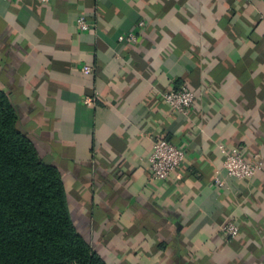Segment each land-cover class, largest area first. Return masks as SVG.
<instances>
[{"label": "crops", "instance_id": "1", "mask_svg": "<svg viewBox=\"0 0 264 264\" xmlns=\"http://www.w3.org/2000/svg\"><path fill=\"white\" fill-rule=\"evenodd\" d=\"M0 89L107 264H264V0H0ZM156 139L186 152L167 180ZM221 146L261 169L230 177Z\"/></svg>", "mask_w": 264, "mask_h": 264}, {"label": "trees", "instance_id": "2", "mask_svg": "<svg viewBox=\"0 0 264 264\" xmlns=\"http://www.w3.org/2000/svg\"><path fill=\"white\" fill-rule=\"evenodd\" d=\"M0 264H107L74 224L62 174L0 89Z\"/></svg>", "mask_w": 264, "mask_h": 264}, {"label": "built area", "instance_id": "3", "mask_svg": "<svg viewBox=\"0 0 264 264\" xmlns=\"http://www.w3.org/2000/svg\"><path fill=\"white\" fill-rule=\"evenodd\" d=\"M21 1V0H15ZM46 2L47 0H42ZM143 25V23H141ZM78 29L81 31L89 30V25L85 17H80L77 20ZM124 40V37H120ZM131 42L136 41L134 35H129ZM83 71L86 74L91 72L90 67H84ZM196 94L186 88L171 89L162 95V100L171 108V110L178 114H187L196 102ZM85 104L92 105L94 99H85ZM224 154L223 168L230 177L239 181H251L261 166L257 162H250L240 151H227L223 146L220 147ZM186 159V152L171 142L164 139H156L153 143L152 152L149 156V169L151 180H167L171 175L179 171ZM218 187L223 188L225 183L216 179ZM222 232L228 238H236L240 234V229L234 223H228L222 227Z\"/></svg>", "mask_w": 264, "mask_h": 264}]
</instances>
